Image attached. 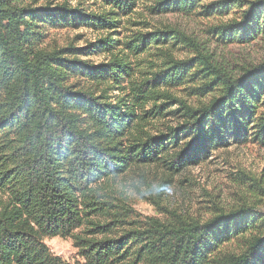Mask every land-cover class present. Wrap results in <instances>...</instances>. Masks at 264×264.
<instances>
[{
  "label": "trees",
  "instance_id": "1",
  "mask_svg": "<svg viewBox=\"0 0 264 264\" xmlns=\"http://www.w3.org/2000/svg\"><path fill=\"white\" fill-rule=\"evenodd\" d=\"M98 1L103 9L90 13L80 1L0 0V264H71L45 243L55 236L71 238L75 264H264L259 209L243 204L200 220L163 206L164 191L147 195L161 216L140 217L116 184L127 172L145 180L155 170L170 185L214 150L264 146V61L233 75L169 25L135 32L127 51L94 45L109 52L99 63L77 47L45 46L52 28L118 27L138 0ZM150 1L152 13L235 10L216 27L228 42L264 35V0ZM155 43L193 54L176 59L159 49L164 64L136 78L129 52L150 54ZM185 82H198L189 94H215L192 105L161 88ZM158 115L175 125L152 132Z\"/></svg>",
  "mask_w": 264,
  "mask_h": 264
},
{
  "label": "rangeland",
  "instance_id": "2",
  "mask_svg": "<svg viewBox=\"0 0 264 264\" xmlns=\"http://www.w3.org/2000/svg\"><path fill=\"white\" fill-rule=\"evenodd\" d=\"M46 1L38 0V3ZM49 1L52 4L66 1L73 7L77 1H80L82 3L80 6L85 9V12L90 13H98L103 9L98 0ZM210 1L214 0H202V3L209 4ZM152 4L150 0H138L131 13L121 15V24L118 27L95 29L92 26L81 25L73 28H52L44 44L49 48L77 47L83 49V51H78L82 59L99 63L109 59V52L102 51V48L96 49L94 45L105 47L104 43H108L114 46V51L118 49L127 51L124 43L135 32L153 31L157 27L169 25L201 44L204 51L208 52L216 63L233 75L242 72L243 68H249L264 61V35H259L247 43L228 42L218 36L216 27L237 16L235 10L224 14L213 13L208 16L199 14L200 8L188 14L183 12L152 13L148 10ZM110 39L115 40L111 42ZM100 40L102 42L98 43ZM90 43L92 46L87 48ZM154 47L148 50L150 54L143 53L138 58L129 52L130 66L136 78L141 77L139 72L147 74L164 64L166 58L159 49L162 51L167 49L176 59H183L193 54L189 48L180 43L174 46H169L168 43H155ZM91 50L95 52L87 54V51ZM197 83L185 82L174 87L161 85V88L184 98L192 105L207 103L215 92L206 95L189 94L188 87L195 86ZM111 93L116 94L117 91L112 90ZM175 107L172 105L168 109ZM172 117L170 115L154 116L150 119L148 129L155 133L158 130L165 131V126L175 125L176 120ZM154 172L155 170L145 172L142 176L146 179L143 180L138 173L130 171L116 183L117 188L140 217L161 216L151 200L147 199L145 189L146 184L160 181L158 177H161L162 172ZM172 181L168 185L171 190L164 192L161 204L182 215L206 220L218 213V210L228 211L243 204L264 212V146L249 142L214 150L206 161L185 166ZM125 192L128 193L127 196L124 195ZM44 241L50 251L63 260L71 264L80 261L77 248L73 246L71 238L55 236L45 238Z\"/></svg>",
  "mask_w": 264,
  "mask_h": 264
},
{
  "label": "clouds",
  "instance_id": "3",
  "mask_svg": "<svg viewBox=\"0 0 264 264\" xmlns=\"http://www.w3.org/2000/svg\"><path fill=\"white\" fill-rule=\"evenodd\" d=\"M170 191L171 190V187L168 186V185H163V184H160V183H157V182H153L150 187L148 188L147 190V195H152V196H158L161 192H164V191ZM124 195H128L127 192L124 193Z\"/></svg>",
  "mask_w": 264,
  "mask_h": 264
}]
</instances>
